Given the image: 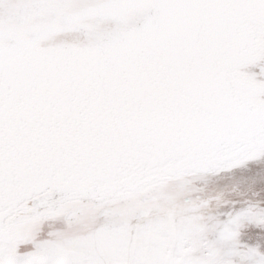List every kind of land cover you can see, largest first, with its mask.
Segmentation results:
<instances>
[{
	"label": "bare ground",
	"instance_id": "obj_1",
	"mask_svg": "<svg viewBox=\"0 0 264 264\" xmlns=\"http://www.w3.org/2000/svg\"><path fill=\"white\" fill-rule=\"evenodd\" d=\"M146 8L153 17L120 38L40 45L122 28ZM261 61L264 0H0V216L264 151V80L243 72ZM139 186L75 202L116 205Z\"/></svg>",
	"mask_w": 264,
	"mask_h": 264
},
{
	"label": "rangeland",
	"instance_id": "obj_2",
	"mask_svg": "<svg viewBox=\"0 0 264 264\" xmlns=\"http://www.w3.org/2000/svg\"><path fill=\"white\" fill-rule=\"evenodd\" d=\"M152 17L146 8L128 17L122 28L112 31L106 24L92 34L57 36L40 45L117 39ZM34 65L39 79L41 68ZM261 66L263 61L243 72L264 80ZM55 72L63 76L62 64ZM75 82L76 89L77 77ZM138 183L137 197H121L116 205L75 202L136 194ZM98 195L46 201L36 216L1 215L0 264H163L161 258L166 264H264V151L237 164L213 161L206 167L171 165L137 173L113 191L99 189ZM53 250L68 256L60 259ZM104 253L110 254L106 261Z\"/></svg>",
	"mask_w": 264,
	"mask_h": 264
}]
</instances>
